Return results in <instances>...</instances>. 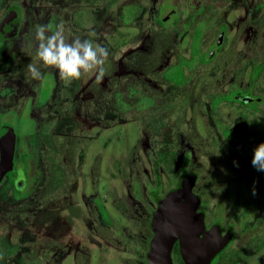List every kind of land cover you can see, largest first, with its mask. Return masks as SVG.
Returning <instances> with one entry per match:
<instances>
[{
  "label": "flooded vegetation",
  "instance_id": "flooded-vegetation-1",
  "mask_svg": "<svg viewBox=\"0 0 264 264\" xmlns=\"http://www.w3.org/2000/svg\"><path fill=\"white\" fill-rule=\"evenodd\" d=\"M105 1L98 0L99 9L92 5L90 13L74 14L70 0H67L66 13L72 28L67 33L69 41L74 37L88 39L94 47H105V7L101 8ZM257 2V10L264 13V0ZM218 6L219 0H156L155 3L151 0H127L118 6L119 26L130 29L121 30V33L133 37L147 31L148 39L154 36L165 40L162 51L146 53L145 64L139 63V47L126 54V73L123 70V74L118 76L112 95L115 97L113 118L138 119L139 115L149 118V141L145 153L141 155L136 151L133 155V198L144 207L149 232L138 248L148 245V249L141 254L148 264L155 211L161 199L191 176H195L193 191L200 196L198 210L204 212L207 228L220 224L224 235L232 233L231 240L211 264H227V257L221 252L235 243L251 242L248 245L251 249L258 241H261L260 248L264 244V171H257L251 163L255 148L264 142V93L256 92L250 86L245 87L234 79L229 81L226 89V83L219 85L221 78H216L217 67L210 68L208 62L222 52L229 40L227 33L233 29L228 21H222L213 37L210 35V23L218 21ZM145 14L148 16L142 20ZM12 15L20 17L19 29L0 32V133L8 127L16 132L14 168L0 181L3 205L9 204L10 198L19 201L29 194L32 172L18 164L16 154L22 147H33L32 124L40 134V118L78 117L97 120L95 124H105L104 120L111 113L107 110L106 63L105 75L100 80L93 72L65 83L58 69L44 66L39 57L38 60L33 57L37 55V49L26 46L28 35L33 33L23 31L25 0H0V28L9 22ZM61 18L59 11L51 14L48 24L52 29L49 34L56 30ZM183 39L185 45H180L179 41L182 43ZM240 49H249V45L244 44ZM28 50L32 52L28 53ZM31 63L39 65L42 73L40 80L33 79L28 72ZM171 69L181 71L178 77L168 76ZM263 71L262 58L254 64V72ZM204 75L207 78H202ZM29 85L31 90H28ZM248 95L255 99L250 102L242 99ZM182 102H189V105L186 107ZM75 127L70 128V135L78 140L88 136V130L77 134ZM54 145H58L56 140ZM82 148L84 159L79 162L85 165L92 150ZM97 162L99 176H95L93 171ZM92 166L96 185L102 179L100 156L92 162ZM19 179L25 180L23 188L17 187ZM234 185L250 191L251 199H247V204L255 211L254 219L238 216L237 207L242 200L239 196L233 197ZM93 199V215L98 223L93 231L99 237L93 241L99 247V261L104 263L107 239L117 243L108 237V233L121 237L122 231L116 223L117 215L112 211L114 206L98 198ZM172 254L175 264H187L179 239L174 243ZM60 256H56L58 259L54 264H60Z\"/></svg>",
  "mask_w": 264,
  "mask_h": 264
},
{
  "label": "rangeland",
  "instance_id": "rangeland-1",
  "mask_svg": "<svg viewBox=\"0 0 264 264\" xmlns=\"http://www.w3.org/2000/svg\"><path fill=\"white\" fill-rule=\"evenodd\" d=\"M122 1L106 0L101 6L102 9L105 7V47L109 51L105 79L107 110L111 113H108L104 120L105 124H95L97 120L78 117L67 119L51 116L38 119L41 131L47 134L43 148V176L40 184L31 190L26 198L19 201H12L10 198V203L3 205L0 197V264H54L59 254L60 264H148L141 257L144 250L148 249V245L138 248L140 241L149 232L143 213L144 207L133 198L135 167L133 155L136 151L141 155L145 153L149 141L147 137L149 118L140 115L138 119L113 118L115 97L112 95L117 87L118 76L123 74V70L126 73L124 66L126 54L131 49L139 47V63L145 64L146 53L162 51L165 40L154 36L148 39L147 31L133 37L121 33V30H130L119 26L117 10ZM151 1L155 3L156 0ZM70 2L74 14L90 13L92 5L99 9L98 0ZM256 2L257 0H219L218 21L210 23L209 33L212 37L222 21H228L233 26L227 33L229 40L222 52L217 54L212 62H208L210 68L217 67L216 78H221L219 85L226 83V89L229 81L234 79L243 83L245 87L250 86L256 92L264 93V71L258 74L254 72V64L264 59V13L257 10ZM25 5L23 31L33 33L26 39L28 49H37L38 42L35 40L34 32L39 25L49 27L48 20L51 14L59 11L62 16L59 25L64 26L66 35L72 30L66 13L67 0H25ZM145 16L148 14H145L142 20ZM225 28L226 26L222 32ZM179 42L180 45H185L184 39L182 43L181 40ZM204 42L206 45V40ZM244 44H248L249 49H240ZM33 57L38 60L37 55ZM180 72L171 69L168 76L176 78ZM202 78L205 79L207 76L204 75ZM31 89L29 85L28 90ZM188 103L183 105L187 107ZM156 117L154 116L155 120ZM73 126H76L77 134L88 130V136H84L83 140L76 139L69 134ZM55 140L59 145L58 149L54 145ZM82 147L92 150L85 165L79 162L84 159ZM99 156L102 160V179L95 185L91 167L92 162L97 161ZM93 171L95 176L100 175L97 173L98 162L94 164ZM232 194L234 198L239 196L242 200L237 207L238 216L241 219L245 217L254 219L255 211L247 204V199H251L250 191L234 185ZM93 197L114 206L111 208L117 215L116 223L122 231L121 237L108 233V237L117 243L113 244L107 239L104 263L99 261V247L93 241L99 239L98 234L93 231V227L98 225L93 215L95 209ZM131 238L134 240L130 241ZM250 243L246 241L242 244L235 243L223 250L221 255L227 257V264H264V244L260 248L261 241H258L251 249L248 246ZM138 250L140 252H137Z\"/></svg>",
  "mask_w": 264,
  "mask_h": 264
},
{
  "label": "water",
  "instance_id": "water-1",
  "mask_svg": "<svg viewBox=\"0 0 264 264\" xmlns=\"http://www.w3.org/2000/svg\"><path fill=\"white\" fill-rule=\"evenodd\" d=\"M20 20L18 15H12L0 32L17 31ZM242 99L250 102L255 97L248 95ZM0 146L1 181L15 164L16 132L13 128L0 133ZM194 180L195 176L186 177L181 186L161 199L152 220L154 235L147 255L150 264H175L172 250L177 239L187 264H211L231 240L232 233L224 235L220 224L207 228L204 212L198 210L200 196L193 191ZM24 185V179L17 181L18 188Z\"/></svg>",
  "mask_w": 264,
  "mask_h": 264
},
{
  "label": "clouds",
  "instance_id": "clouds-1",
  "mask_svg": "<svg viewBox=\"0 0 264 264\" xmlns=\"http://www.w3.org/2000/svg\"><path fill=\"white\" fill-rule=\"evenodd\" d=\"M46 25H39L35 32L38 42L36 54L44 66L58 69L59 76L65 83L81 79L83 74L95 72L97 80L105 75L104 65L109 57L105 47L95 46L88 39L75 38L69 41L64 26L57 25L54 32L50 33ZM93 36L95 33L92 34ZM28 72L35 80L42 78L40 67L37 63L28 65ZM257 171H264V142L254 150L251 161ZM255 195V190L253 191Z\"/></svg>",
  "mask_w": 264,
  "mask_h": 264
},
{
  "label": "trees",
  "instance_id": "trees-1",
  "mask_svg": "<svg viewBox=\"0 0 264 264\" xmlns=\"http://www.w3.org/2000/svg\"><path fill=\"white\" fill-rule=\"evenodd\" d=\"M36 128L37 127L34 124L30 126V131L34 133V135H32L33 147L31 149H25L24 147H22L17 151L16 154L18 164L25 167L27 170H30V173L32 172L30 177V181L32 184L28 192H30L40 184L44 172L43 148L46 144L45 136H47V134L43 133L40 130V135Z\"/></svg>",
  "mask_w": 264,
  "mask_h": 264
}]
</instances>
